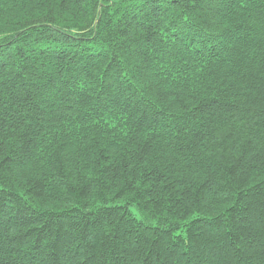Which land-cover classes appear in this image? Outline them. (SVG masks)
<instances>
[{
  "label": "trees",
  "instance_id": "16d2710c",
  "mask_svg": "<svg viewBox=\"0 0 264 264\" xmlns=\"http://www.w3.org/2000/svg\"><path fill=\"white\" fill-rule=\"evenodd\" d=\"M0 264H264V0H0Z\"/></svg>",
  "mask_w": 264,
  "mask_h": 264
}]
</instances>
